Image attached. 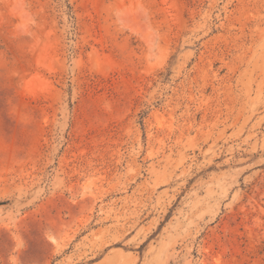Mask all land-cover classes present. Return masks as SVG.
<instances>
[{
	"label": "rangeland",
	"instance_id": "rangeland-1",
	"mask_svg": "<svg viewBox=\"0 0 264 264\" xmlns=\"http://www.w3.org/2000/svg\"><path fill=\"white\" fill-rule=\"evenodd\" d=\"M0 264H264V0H0Z\"/></svg>",
	"mask_w": 264,
	"mask_h": 264
}]
</instances>
